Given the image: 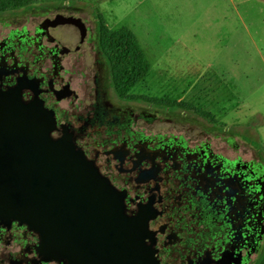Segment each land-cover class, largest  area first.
Listing matches in <instances>:
<instances>
[{"label":"flooded vegetation","instance_id":"1","mask_svg":"<svg viewBox=\"0 0 264 264\" xmlns=\"http://www.w3.org/2000/svg\"><path fill=\"white\" fill-rule=\"evenodd\" d=\"M53 3V11L14 26L0 18V115L9 110L12 92L24 104L39 101L53 112L52 137L69 134L122 194L125 214L137 228L139 249L130 251L129 260L259 264L264 165L231 157L211 135L164 125L158 114L112 98L113 61L96 7ZM42 242L27 224L0 219V264H68L46 259Z\"/></svg>","mask_w":264,"mask_h":264},{"label":"rangeland","instance_id":"2","mask_svg":"<svg viewBox=\"0 0 264 264\" xmlns=\"http://www.w3.org/2000/svg\"><path fill=\"white\" fill-rule=\"evenodd\" d=\"M4 1L10 7L0 18L13 26L55 7L54 1ZM85 1L102 18L113 58L112 98L158 114L164 125L211 135L231 157L264 165V0H76ZM122 27L136 34L150 63L131 89L119 85L106 34Z\"/></svg>","mask_w":264,"mask_h":264},{"label":"water","instance_id":"3","mask_svg":"<svg viewBox=\"0 0 264 264\" xmlns=\"http://www.w3.org/2000/svg\"><path fill=\"white\" fill-rule=\"evenodd\" d=\"M9 98V110L0 115V219L40 233L48 260L141 264L129 260L130 251L139 249L137 228L125 214L122 194L69 134L52 137V111L39 101L24 104L14 92Z\"/></svg>","mask_w":264,"mask_h":264},{"label":"trees","instance_id":"4","mask_svg":"<svg viewBox=\"0 0 264 264\" xmlns=\"http://www.w3.org/2000/svg\"><path fill=\"white\" fill-rule=\"evenodd\" d=\"M38 1L68 0H32L31 2L33 3ZM15 4L18 5V3H13L12 7L17 6ZM7 7H10V5L7 4L6 1L3 2V0H0V12L5 11ZM106 34L108 41L115 51V59H117V71L119 75V85L123 86L125 89H131L137 81L148 75L150 71V63L140 45L136 34L130 28L122 27L116 31H108ZM156 104L158 106L165 105L172 107L171 103L162 100H156ZM259 264H264V257Z\"/></svg>","mask_w":264,"mask_h":264}]
</instances>
